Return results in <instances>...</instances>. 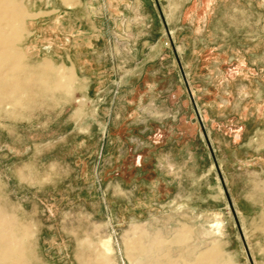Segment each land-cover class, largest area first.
<instances>
[{
    "label": "rangeland",
    "instance_id": "obj_1",
    "mask_svg": "<svg viewBox=\"0 0 264 264\" xmlns=\"http://www.w3.org/2000/svg\"><path fill=\"white\" fill-rule=\"evenodd\" d=\"M21 2L48 25L66 17L64 54L25 20L26 62L75 77L71 92L0 106V207L29 228L35 264H91L108 240L111 264H134L131 239L184 223L190 245L212 230L233 264H264V0ZM103 10L111 62L89 81Z\"/></svg>",
    "mask_w": 264,
    "mask_h": 264
},
{
    "label": "bare ground",
    "instance_id": "obj_2",
    "mask_svg": "<svg viewBox=\"0 0 264 264\" xmlns=\"http://www.w3.org/2000/svg\"><path fill=\"white\" fill-rule=\"evenodd\" d=\"M62 2L73 6L71 0ZM35 16L27 17L21 0H0V106L4 105L7 113L13 112L18 103L28 104L49 92H71L75 88L73 66L64 62L53 64L48 56L36 65L26 62L19 43L25 37V20ZM195 231L193 226L184 223L171 238L156 231L131 239L129 246L137 251L134 264H233L230 258L223 256L212 230L205 231L210 239L190 245ZM29 238V228L20 226L13 215L0 207V264H35ZM171 244L185 247L178 255H172ZM103 247L108 252H98L91 264H111L108 257L112 250L110 241Z\"/></svg>",
    "mask_w": 264,
    "mask_h": 264
},
{
    "label": "crops",
    "instance_id": "obj_3",
    "mask_svg": "<svg viewBox=\"0 0 264 264\" xmlns=\"http://www.w3.org/2000/svg\"><path fill=\"white\" fill-rule=\"evenodd\" d=\"M65 18V15L57 16L54 22V26L48 25L47 21H37V18H33L32 24L35 28L34 34L39 33L37 34V37H35V41L33 39V42L36 43L37 40H44L40 49H45L48 53L59 52L61 54H64L66 52L65 47H60L57 42H62L63 40H65L63 32H60L65 27ZM110 23L111 17L107 16L103 10L96 16L94 23L88 26L90 29L88 49L95 58V61L93 63V66L95 68L88 77L89 81H97L100 78L96 76H105L107 74L108 70L106 69V65L110 64L111 55H109V57H106V52L104 51L106 49H111L112 42ZM59 35L61 36L58 40H56V45L55 47H53L51 39L53 36ZM106 60H109L107 61V64ZM75 65H78V63L75 62ZM80 67H82L81 64Z\"/></svg>",
    "mask_w": 264,
    "mask_h": 264
},
{
    "label": "water",
    "instance_id": "obj_4",
    "mask_svg": "<svg viewBox=\"0 0 264 264\" xmlns=\"http://www.w3.org/2000/svg\"><path fill=\"white\" fill-rule=\"evenodd\" d=\"M179 61V60H178ZM181 66V65H180ZM214 157V160H215V164H217V161H216V159H215V156H213Z\"/></svg>",
    "mask_w": 264,
    "mask_h": 264
}]
</instances>
